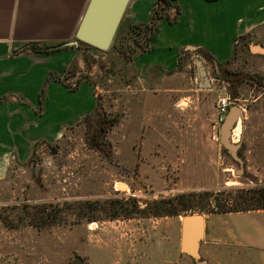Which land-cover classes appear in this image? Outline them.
Returning a JSON list of instances; mask_svg holds the SVG:
<instances>
[{
	"label": "rangeland",
	"instance_id": "374dc122",
	"mask_svg": "<svg viewBox=\"0 0 264 264\" xmlns=\"http://www.w3.org/2000/svg\"><path fill=\"white\" fill-rule=\"evenodd\" d=\"M128 26L125 17L120 31ZM248 41L264 48V27ZM249 45L237 47L226 67L264 84V53ZM70 50L78 53L72 61L78 76L94 84L95 108L117 123L106 128L102 149L92 140L94 121L84 116L41 136L32 148L5 150L0 264H73L78 258L90 264L92 245L109 251L93 264H196L180 257L178 243L181 220L191 211L206 219L201 260L264 264V209L213 212L225 198L234 202L264 187V88L219 78L207 59L213 85L201 88L194 60L184 54L180 71L160 72L164 81H148L145 91L135 80L131 91L126 83L137 73L124 70L127 61L114 51L95 55L87 66L83 48ZM224 96L244 111L235 124L242 128L236 144L243 167L212 137ZM169 208L180 214L154 213Z\"/></svg>",
	"mask_w": 264,
	"mask_h": 264
},
{
	"label": "crops",
	"instance_id": "0c3cea01",
	"mask_svg": "<svg viewBox=\"0 0 264 264\" xmlns=\"http://www.w3.org/2000/svg\"><path fill=\"white\" fill-rule=\"evenodd\" d=\"M155 1L132 0L127 16L129 24L148 22ZM88 2L0 0V157L5 150L32 148L41 136L94 110V84L82 81L78 90L70 91L54 78L47 85L41 108L40 95L48 74L68 69L78 54L70 49L78 51V46L44 53L26 50L13 54L29 42L53 46L74 40ZM178 5L177 21L161 20L160 30L151 40L152 48L134 54L127 61L124 70L137 73L136 79L126 83L131 91L136 83L145 91L148 81L163 82L165 76L159 77L160 72L180 71L184 54L194 60L200 87L211 89L212 78L205 60L210 59L217 66L218 62L231 59L239 37L253 35L264 27V0H178ZM187 64L190 66L189 62ZM152 95L153 100L159 101V95ZM146 101L151 100L147 97ZM178 231L181 257V223ZM103 247L91 246L90 264L106 257L109 251Z\"/></svg>",
	"mask_w": 264,
	"mask_h": 264
},
{
	"label": "trees",
	"instance_id": "16d2710c",
	"mask_svg": "<svg viewBox=\"0 0 264 264\" xmlns=\"http://www.w3.org/2000/svg\"><path fill=\"white\" fill-rule=\"evenodd\" d=\"M215 1V0H207ZM180 14V6L178 5V0H156L151 16L148 22H136L129 24L128 29L125 32H121V25L115 37V40L109 50L114 51L121 60V63L132 59V56L140 51H148L152 48L151 40L160 30V21L164 18L169 19L171 22L177 21ZM249 37L248 35H243L239 38L241 41L242 38ZM52 45L42 44L39 42H29L24 44L20 49L14 50L13 54H18L30 50L32 52L44 53L51 52L55 49L51 48ZM79 48H83V56L87 66L91 64V59L96 56L88 50L86 44H80ZM237 43L234 49V55L232 59L237 55ZM104 53V52H103ZM102 53V55H103ZM209 57L208 54H205ZM101 56V55H100ZM231 59L225 62H218V68L223 67L226 63H229ZM92 66V65H91ZM123 69V68H122ZM118 75V72L115 71V74H112V77ZM77 72V67L71 63V65L63 73L50 72L47 76L46 83L43 86L41 95H40V104L41 108L43 107L45 101L46 89L49 81L51 79H57L70 91L78 90L80 83L82 81L90 82V79L87 77H79ZM233 77H238L239 74L231 73ZM83 77V78H82ZM77 79V80H76ZM76 81L75 84H72V81ZM91 83V82H90ZM93 84V83H92ZM106 112L97 106L92 112L88 113L83 119L86 122L93 120L94 123L91 124L94 127V133L96 136H93L92 140L94 141V146L96 149H102V143H104V137L107 132L106 128H109L111 124L110 120H106ZM95 118V120H94ZM92 123V122H91ZM108 123V126L106 124ZM90 125V127H91ZM224 151H227L223 148ZM180 204V203H179ZM181 205V204H180ZM183 207V206H182ZM216 210L213 212H230V211H249L256 209H264V187H257L249 189L242 196L235 198L234 202L225 198L223 204L216 206ZM197 212V211H194ZM155 215L164 216V215H178L180 214L178 210L166 209L163 211H155Z\"/></svg>",
	"mask_w": 264,
	"mask_h": 264
},
{
	"label": "water",
	"instance_id": "95a60500",
	"mask_svg": "<svg viewBox=\"0 0 264 264\" xmlns=\"http://www.w3.org/2000/svg\"><path fill=\"white\" fill-rule=\"evenodd\" d=\"M132 0H89L84 15L80 20L75 32L74 40L53 45L52 49L66 46H79L86 44L88 50L94 55H102L108 51L117 35L120 25L128 16V8ZM250 49L254 53H264L260 44H251ZM201 61L199 65L201 67ZM202 72H204L201 69ZM244 117L242 107L232 105L221 126L220 142L235 160L243 167V160L238 156L241 144L231 141V131L240 118ZM244 171L243 168L240 170ZM206 234V219L200 213L191 211L183 216L181 220V254L187 255L196 264H205L201 260L200 247ZM83 260L78 258L73 264H82Z\"/></svg>",
	"mask_w": 264,
	"mask_h": 264
},
{
	"label": "flooded vegetation",
	"instance_id": "af4514ba",
	"mask_svg": "<svg viewBox=\"0 0 264 264\" xmlns=\"http://www.w3.org/2000/svg\"><path fill=\"white\" fill-rule=\"evenodd\" d=\"M246 35H248V34H246ZM239 38H238V42H237V47L241 46L243 48V47H245V45H249L248 43H250V42L248 40L251 38V35H249V37L242 38L241 41H239ZM255 44H258V43H255ZM250 45H249V50H251L250 49ZM233 60H234V58L233 59L231 58V61L229 63H226L225 66L220 67V68H218V66L213 65L215 72H217L216 76H219V78L224 77L228 81H230V80L239 81L240 80V81H243V82H249V83H252L253 86L256 87V88H264L263 82L260 79H258L256 76H253V77L241 76V74L235 72V73L239 74V76L238 77H233V75H231V73L233 74L234 72L228 70V68L226 67V66H228V64L232 63ZM111 122H112L111 123L112 125L110 127L115 126L116 123H117L116 118L113 117V120H111ZM238 163L242 167V165L240 164L239 161H238ZM75 257H77V255H75ZM205 264H211L210 260H206Z\"/></svg>",
	"mask_w": 264,
	"mask_h": 264
},
{
	"label": "built area",
	"instance_id": "2783aa9c",
	"mask_svg": "<svg viewBox=\"0 0 264 264\" xmlns=\"http://www.w3.org/2000/svg\"><path fill=\"white\" fill-rule=\"evenodd\" d=\"M231 106H232V100H231L230 96H224L218 100V103H217L218 117H217L216 122L213 124V133H212V137L216 141H218L220 139L221 126H222V123H223L224 119L226 118ZM241 129L242 128L238 129V124L233 127V129L231 131V141L233 143H239L240 142L241 133H242Z\"/></svg>",
	"mask_w": 264,
	"mask_h": 264
}]
</instances>
